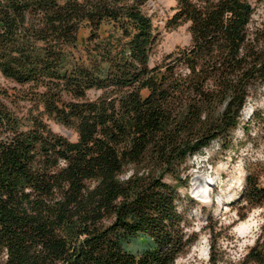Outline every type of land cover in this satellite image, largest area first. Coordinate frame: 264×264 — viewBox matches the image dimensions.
Instances as JSON below:
<instances>
[{"label":"trees","instance_id":"trees-1","mask_svg":"<svg viewBox=\"0 0 264 264\" xmlns=\"http://www.w3.org/2000/svg\"><path fill=\"white\" fill-rule=\"evenodd\" d=\"M148 2L0 0V73L32 105L0 89V264H176L198 238L188 161L264 126L259 109L241 123L264 89V0H177L167 27L189 23L191 44L156 64ZM242 198L263 206L264 185ZM241 264H264V236Z\"/></svg>","mask_w":264,"mask_h":264},{"label":"rangeland","instance_id":"rangeland-1","mask_svg":"<svg viewBox=\"0 0 264 264\" xmlns=\"http://www.w3.org/2000/svg\"><path fill=\"white\" fill-rule=\"evenodd\" d=\"M176 6L177 0H149L145 7L159 34L152 64L160 63L177 48L191 44L189 23L173 30L167 27L168 19L174 15ZM261 12L260 8L258 13ZM106 29L117 33L110 25ZM87 34L88 29L83 28L80 38L84 39ZM0 89H6L13 95L15 101L12 108L21 117H25L32 109L28 101H16L20 99L17 95L19 91L25 88L8 80L1 73ZM250 108L252 111L259 109L264 112V89L256 98L249 99L242 114V125L254 119V116L250 120L247 117ZM48 124L55 133L72 141L77 140L74 130L54 120H48ZM251 128L250 135L255 141L240 127L235 132L231 147L223 149L218 142H214L202 154H196L188 161L189 188H179V210L185 215L184 224L188 234L198 235V238L195 244L179 256L176 264H211L213 244L217 245V250L222 255L221 264H241L259 237L264 236V205H246L242 198L248 176L264 185V126L259 131L254 122ZM130 173L131 171L123 178H128ZM167 180L177 184L171 177ZM187 194L195 199L194 203L188 199Z\"/></svg>","mask_w":264,"mask_h":264},{"label":"bare ground","instance_id":"bare-ground-1","mask_svg":"<svg viewBox=\"0 0 264 264\" xmlns=\"http://www.w3.org/2000/svg\"><path fill=\"white\" fill-rule=\"evenodd\" d=\"M251 109V108H250ZM251 113H252V110L251 111H249L248 113H247V117H249L250 115H251ZM247 227V226H246ZM244 228H245V226H244Z\"/></svg>","mask_w":264,"mask_h":264}]
</instances>
